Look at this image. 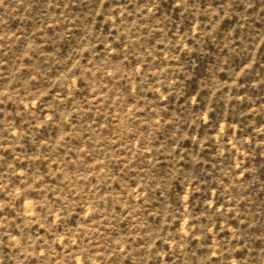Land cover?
I'll return each mask as SVG.
<instances>
[{"label":"rangeland","instance_id":"rangeland-1","mask_svg":"<svg viewBox=\"0 0 264 264\" xmlns=\"http://www.w3.org/2000/svg\"><path fill=\"white\" fill-rule=\"evenodd\" d=\"M0 264H264V0H0Z\"/></svg>","mask_w":264,"mask_h":264}]
</instances>
